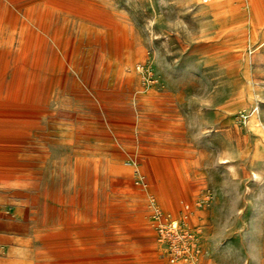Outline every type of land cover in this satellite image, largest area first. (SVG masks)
Here are the masks:
<instances>
[{
    "label": "rangeland",
    "instance_id": "obj_1",
    "mask_svg": "<svg viewBox=\"0 0 264 264\" xmlns=\"http://www.w3.org/2000/svg\"><path fill=\"white\" fill-rule=\"evenodd\" d=\"M263 40L264 0H0V264H264Z\"/></svg>",
    "mask_w": 264,
    "mask_h": 264
},
{
    "label": "bare ground",
    "instance_id": "obj_2",
    "mask_svg": "<svg viewBox=\"0 0 264 264\" xmlns=\"http://www.w3.org/2000/svg\"><path fill=\"white\" fill-rule=\"evenodd\" d=\"M263 41H264V40H263ZM6 161H7V158H6V157L1 158V159H0V164H5V163H7ZM169 225H170L173 229L176 228V230H177V228H178V221H177L176 219H172Z\"/></svg>",
    "mask_w": 264,
    "mask_h": 264
},
{
    "label": "built area",
    "instance_id": "obj_3",
    "mask_svg": "<svg viewBox=\"0 0 264 264\" xmlns=\"http://www.w3.org/2000/svg\"><path fill=\"white\" fill-rule=\"evenodd\" d=\"M170 227H171V226H170ZM170 229H172V230H171L172 232H174V231L176 230V228L173 229L172 227H171ZM162 230H164V229L162 228ZM171 231L168 230V231H165V232H166L167 235H168V234H171ZM178 252H179V250L176 248L175 251H174V254H175L176 257H177V255H178ZM175 256L171 257V261L175 262Z\"/></svg>",
    "mask_w": 264,
    "mask_h": 264
}]
</instances>
